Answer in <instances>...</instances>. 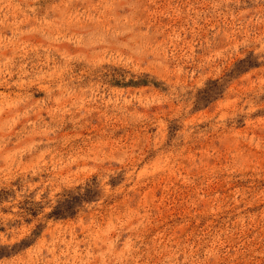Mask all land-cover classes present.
<instances>
[{
	"label": "rangeland",
	"instance_id": "1",
	"mask_svg": "<svg viewBox=\"0 0 264 264\" xmlns=\"http://www.w3.org/2000/svg\"><path fill=\"white\" fill-rule=\"evenodd\" d=\"M2 188L0 264H264V0H0Z\"/></svg>",
	"mask_w": 264,
	"mask_h": 264
},
{
	"label": "trees",
	"instance_id": "2",
	"mask_svg": "<svg viewBox=\"0 0 264 264\" xmlns=\"http://www.w3.org/2000/svg\"><path fill=\"white\" fill-rule=\"evenodd\" d=\"M9 191L6 188H2L0 189V201H2L4 198L7 197ZM84 196H68V198L64 199L62 204H66L65 207L63 208V210H60L61 207V202L57 203V205L53 208V211L49 214V215H53V216H60L63 213H65L66 211H68L67 213H72L70 212L72 209V205L74 203V201L76 200H80V199H84L82 198ZM26 211H30V209H26ZM32 213V212H29ZM28 241H24L21 243V245H25L27 244ZM7 251L1 250L0 249V255L6 254Z\"/></svg>",
	"mask_w": 264,
	"mask_h": 264
}]
</instances>
